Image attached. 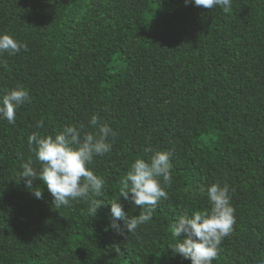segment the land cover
<instances>
[{
    "label": "trees",
    "instance_id": "16d2710c",
    "mask_svg": "<svg viewBox=\"0 0 264 264\" xmlns=\"http://www.w3.org/2000/svg\"><path fill=\"white\" fill-rule=\"evenodd\" d=\"M4 35L28 51L0 54V99L23 88L31 102L14 126L0 118V264H191L171 251L187 239L172 225L210 213L216 184L236 223L213 264H264V0H232L228 14L185 0H0ZM94 115L117 137L89 165L106 181L93 218L90 203L58 209L42 182L29 190L20 177L31 135L96 133ZM155 152L171 154L169 199L129 234L110 205L140 215L121 182Z\"/></svg>",
    "mask_w": 264,
    "mask_h": 264
},
{
    "label": "clouds",
    "instance_id": "9594fccd",
    "mask_svg": "<svg viewBox=\"0 0 264 264\" xmlns=\"http://www.w3.org/2000/svg\"><path fill=\"white\" fill-rule=\"evenodd\" d=\"M196 8L208 12L222 8L228 14L232 8V0H185ZM21 50L27 52V46L15 41L8 35L0 37V54L18 55ZM30 95L23 88L11 90L0 99V118L9 125H15L18 108L30 103ZM43 128L41 122L37 125ZM89 127L98 129L96 133H87L84 126H70L55 138H41L33 134L28 139L29 151L35 160L29 159L21 167L23 169L20 181H26V188L34 189V182L40 181L53 198L56 208L71 207V202L83 201L90 203L89 214L94 218L104 206L101 199H91L94 194L102 197L106 181L97 177L89 170L96 157H104L111 153L110 139L115 141L117 133L98 116H93ZM147 152H152L148 149ZM171 154L155 152L149 162L137 160L121 182L119 196L142 209L137 218L129 219L122 206L116 201L110 205L114 221H123L124 230L135 234L142 226L151 222L157 205L161 200L169 199L164 188H171L173 183ZM41 165L39 173L34 164ZM162 181V183H161ZM229 187L219 184L207 190L211 204V212H197L192 218L185 215L172 225L173 237L184 235L187 239L176 243L171 250L183 260L191 264H213L218 259L219 248L223 241L234 234L235 209L231 207ZM37 200L43 199L42 190L31 191ZM129 194L131 199L129 200ZM118 234L123 235L118 225L113 224ZM119 253V248L115 249Z\"/></svg>",
    "mask_w": 264,
    "mask_h": 264
}]
</instances>
